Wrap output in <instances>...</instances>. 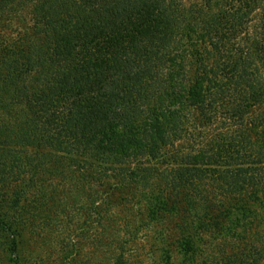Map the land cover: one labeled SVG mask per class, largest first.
Segmentation results:
<instances>
[{
    "label": "trees",
    "instance_id": "trees-1",
    "mask_svg": "<svg viewBox=\"0 0 264 264\" xmlns=\"http://www.w3.org/2000/svg\"><path fill=\"white\" fill-rule=\"evenodd\" d=\"M24 11L30 26L0 47V112L26 120L18 129L35 148L27 178L12 167L9 207L47 194L41 172L58 175L39 168L60 165L48 145L66 163L59 176L134 192L147 228L177 223L178 260L164 248L160 264H196L207 241L245 249L250 217L264 230V0H0L9 24ZM255 19L258 37L245 42ZM202 178L214 199L198 197ZM19 227L0 213L12 264ZM122 253L113 264H126Z\"/></svg>",
    "mask_w": 264,
    "mask_h": 264
},
{
    "label": "rangeland",
    "instance_id": "rangeland-1",
    "mask_svg": "<svg viewBox=\"0 0 264 264\" xmlns=\"http://www.w3.org/2000/svg\"><path fill=\"white\" fill-rule=\"evenodd\" d=\"M183 1L186 6H190L202 0ZM28 13L24 11L23 19H15L10 24L0 19V47L13 46L16 32H24L30 26ZM257 21L255 19L250 25L243 39L245 42H253L258 37ZM195 119L198 120L196 117ZM25 122L26 120H18L0 112V213L14 217L21 225L18 254L22 264H113L114 257L122 253L119 252L120 248H123L126 264H160L161 249L164 248H170L174 261L178 260L176 249L168 245L170 239L178 236L175 221L147 228L146 221L137 222L139 207L133 206L138 198L134 192L108 191L106 186L101 190L106 193L103 196L92 179L83 184L81 181L59 176L61 174L57 171L66 163L59 152L48 145H43L44 154L48 157L51 155L52 158L54 156V159L56 157V163L60 165L59 168L48 166L49 164L43 169L39 168L41 171L49 169L51 173L58 175L41 172L40 182L46 187L47 194L43 196L36 191L35 194L32 192L18 208L9 207V201L15 197L12 196V190L18 175L17 169L12 167H19V172H23V177L27 178L29 158L35 148L30 135H23L18 129ZM209 126L206 125L203 130L210 132ZM19 135L24 137L23 141L19 139ZM187 145L188 142L184 141L178 143V148ZM210 182L213 181L208 178L196 181L202 189V196L198 197L214 199L217 190H211ZM100 197L106 200L108 198L114 204L99 207ZM257 221L256 217H250L240 223L247 231L245 249L231 247V243H228L213 251V248H208L207 241L200 247L201 252L195 258L196 264L220 261L226 264V259L246 257L251 261L264 257V230L258 226ZM168 231L172 238L164 242L161 234L164 232L169 236ZM123 239L128 242L122 244ZM10 258L15 257L10 255L7 236L0 232V264H12ZM261 263L264 264V258Z\"/></svg>",
    "mask_w": 264,
    "mask_h": 264
}]
</instances>
